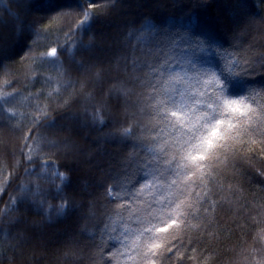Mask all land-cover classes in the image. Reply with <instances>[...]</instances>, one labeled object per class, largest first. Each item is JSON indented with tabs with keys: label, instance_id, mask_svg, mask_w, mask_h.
<instances>
[{
	"label": "snow or ice",
	"instance_id": "snow-or-ice-1",
	"mask_svg": "<svg viewBox=\"0 0 264 264\" xmlns=\"http://www.w3.org/2000/svg\"><path fill=\"white\" fill-rule=\"evenodd\" d=\"M97 7L89 0L79 15L60 12L65 21L60 30L71 35L75 25L79 33L85 24L112 10L97 12ZM132 27L128 41L108 49L103 58L95 53L97 45L92 38L87 44L81 41L79 62L65 59L68 67L64 75L74 73L76 78L61 87H77L78 96L85 100L94 85L99 86L93 99L102 97L107 89V99L91 104V112L85 106L82 117L69 116L72 105L61 104L52 93H48L47 107L29 105L34 114L27 133L25 126L18 129L22 141L18 152L26 164L18 163L14 173L0 180V191L7 195L15 185L18 195H10L9 204H19L30 212L35 209L34 215L43 219L15 221V226H24L13 237L10 250L25 243L42 244L45 230L63 224L71 214L73 226L65 229L62 246L75 258L72 264H83L84 259L94 264H157L162 258L171 260L185 245L206 242L201 232L207 233L210 216L211 223L219 222L216 214L223 205L220 193L239 192L238 188L226 189L224 181L235 179V170L243 166L241 160L251 166L255 157L242 156L245 149L254 143L264 145V88H250L253 81L248 79L253 73H264V54L246 55L241 47L219 44L210 34L191 27L173 29L138 22H132ZM28 52L26 59L48 62L50 56V63L56 62L58 54L64 55L58 46L43 54H39V46H29ZM43 95L36 94L33 99L40 100ZM55 95L62 97L59 88ZM16 98L6 97L4 104H12ZM109 109L113 113L123 110V120L110 116ZM20 115L27 119L28 113ZM112 119L117 130L107 135L133 145L134 155L125 156L128 163L122 174L128 176L135 166L142 175L135 183L116 178L104 186L106 199L114 208L111 214L95 208V215L104 218L97 225L98 232L87 236L88 223L93 219L88 210L93 205L82 204L85 211L77 215L73 197L78 192L73 189L72 178L101 155L102 138L92 139L84 131L103 132L112 126ZM53 128L60 139L45 135ZM79 141L90 147H81ZM21 168L25 177L35 178L34 183L30 179L16 184ZM53 174L62 187L54 185ZM41 182L53 186L45 188ZM55 200L60 202L50 203ZM16 210L13 207L12 211ZM4 219L13 223L7 213L0 217V221ZM78 237L89 243L82 245ZM113 241L118 245L115 251L109 247ZM89 248L96 249L98 259L85 251ZM12 260L6 252L0 254L2 264H12ZM257 264H264V258Z\"/></svg>",
	"mask_w": 264,
	"mask_h": 264
},
{
	"label": "trees",
	"instance_id": "trees-1",
	"mask_svg": "<svg viewBox=\"0 0 264 264\" xmlns=\"http://www.w3.org/2000/svg\"><path fill=\"white\" fill-rule=\"evenodd\" d=\"M92 0L97 4V12L111 8L107 15L97 16L92 23L85 24L77 33L75 25L72 34L60 29L65 21L59 15L60 12H71L79 15L81 7L87 8L89 0H2L0 2V180L7 178L9 173L16 171L15 165L25 163L22 161L18 148L22 146L18 129L30 123L34 109L29 105H40L47 107L49 104L48 93L53 94V99H59L61 104L72 105L68 109L69 116L73 114L83 116L85 106L91 112V104L107 99V89L102 97L93 96L98 84L88 89V99H83L77 94V87H61L69 81L75 80V74L64 75V69L69 63L79 62L82 57L77 54L81 48V41L87 44L95 38V53L101 58L108 55V49L119 46L128 41L127 33L133 31L132 22L152 23L158 26L183 29L191 27L194 31H204L219 44H233L241 47L246 55L257 57L264 54V0ZM172 3L173 7L170 5ZM28 3L30 8L22 5ZM155 7V9H154ZM164 8V9H163ZM83 19V17H79ZM220 20L222 25L215 26ZM31 37V39H28ZM45 45L49 46L45 49ZM39 46V54L50 51V47L58 46L64 55H59L55 63L32 61L28 57V47ZM37 53L34 52L33 55ZM213 60L215 58L213 57ZM258 67V65H257ZM49 78L51 82L49 83ZM248 79L253 83L250 88H264V73H253ZM60 89L62 97H56V90ZM39 93L44 95L40 100H34L33 96ZM16 95L12 104H4V99ZM80 100V103H76ZM27 112V119L20 114ZM12 113H16L12 116ZM109 115H117L123 120V110L113 113L109 109ZM52 116L55 118L56 113ZM108 117H103L107 119ZM145 120V117H138ZM65 123V121H61ZM112 126L100 131H84L85 136L92 139L102 138L101 155L91 164L84 165L83 171H78L72 178L73 189L78 195L73 197L77 215L82 214L85 209L82 204H92L88 210L93 219L88 223L87 236L97 233V225L103 216L95 215V208L111 214L114 205L106 199L105 185L115 182L116 178L121 181L130 180L135 183L142 173L137 172L135 166L130 170L128 176L122 174L123 168L127 167L128 161L125 156L131 158L133 145L124 139L108 136V132H116V121L112 119ZM99 127V126H98ZM45 135L51 139H60L56 135V129H48ZM139 136L140 133H137ZM135 140V138H132ZM107 141V143H104ZM115 141V143H114ZM81 147H90L83 141H79ZM93 151H95L93 149ZM242 156L255 157L251 166L241 160L243 165L235 170V179L224 181L226 189L238 188L239 192L233 194L231 191H222L220 196L223 200L222 207L218 210V223H211V216L207 225L206 242L199 245H185L171 260L161 259L157 264H179L177 256L183 264H257L264 258V145L252 144L245 149ZM102 165V167H97ZM43 171V170H42ZM20 180L16 184L28 183L31 179L24 175V169L19 170ZM223 179V178H221ZM55 186L62 187L59 179L53 174ZM45 188L53 185L44 184ZM67 183V181H65ZM71 195V190H68ZM18 195L15 185L8 194L0 191V217L7 216L13 221L9 224L8 219L0 221V254L6 252L7 256L13 258L12 264H72L75 259L67 247L62 246L66 239L65 229L71 230L74 217L69 214L64 223L56 228L46 229V235L42 244L25 243L24 245L10 250L11 244L15 243L13 237L24 225L15 226V221H38L42 217L34 215L19 204H9V196ZM60 201H50L58 204ZM13 207L18 210L12 211ZM53 214V220H55ZM193 223H199L193 221ZM81 244L89 241L79 238ZM98 239V236H97ZM172 239V237H169ZM116 242L109 245L115 251ZM175 249H173L174 251ZM93 255L95 259L96 249L85 250ZM109 257L105 253V260ZM2 264V262H0ZM83 264H94V261L84 259ZM103 264V262H101ZM112 264H116L115 261Z\"/></svg>",
	"mask_w": 264,
	"mask_h": 264
},
{
	"label": "rangeland",
	"instance_id": "rangeland-1",
	"mask_svg": "<svg viewBox=\"0 0 264 264\" xmlns=\"http://www.w3.org/2000/svg\"><path fill=\"white\" fill-rule=\"evenodd\" d=\"M134 4L136 5L137 8L139 7V4H138V1H137V0H134ZM170 5L173 7V5H172L171 2H170ZM154 9H155V7H154ZM163 9H164V8H163ZM222 24H223V22L220 21V20H217V21L215 22V26H216V27L219 26V25H222Z\"/></svg>",
	"mask_w": 264,
	"mask_h": 264
}]
</instances>
